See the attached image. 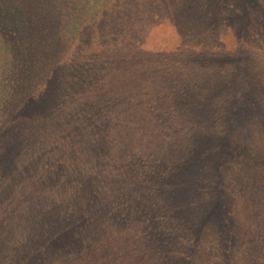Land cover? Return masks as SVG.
<instances>
[{
    "label": "trees",
    "instance_id": "1",
    "mask_svg": "<svg viewBox=\"0 0 264 264\" xmlns=\"http://www.w3.org/2000/svg\"><path fill=\"white\" fill-rule=\"evenodd\" d=\"M0 175V264H264V0H0Z\"/></svg>",
    "mask_w": 264,
    "mask_h": 264
},
{
    "label": "rangeland",
    "instance_id": "2",
    "mask_svg": "<svg viewBox=\"0 0 264 264\" xmlns=\"http://www.w3.org/2000/svg\"><path fill=\"white\" fill-rule=\"evenodd\" d=\"M235 3L237 5V2H234V4ZM226 33L227 34L225 35L224 45H223V48H222L223 49V52L221 51L222 52V54H221L222 57H218L219 60H220L219 63L220 64L222 63L224 65H226L227 63H229V61L226 59L227 58L226 56L233 49L234 42H235V38L232 36V33H231V31L229 29H228V31ZM210 63H212V62H210ZM227 65H229V64H227ZM212 81H215V78L214 77H212ZM217 83H218V86H219L220 85V82H217ZM214 93H215V95H214ZM222 95L223 94H221L219 92V90H216L215 92H212L211 91V93H209L210 101L208 102V105L210 106V109H208V111H211V112H209V114L207 116V120H205V125H203L201 128L198 129V132L201 133L200 139H199V140H201V142H202V138L201 137H202L204 131H206V128L208 129L209 127H213L215 129V125L212 123L214 121L212 114H214L216 112L215 110H217L218 106H220L222 104L221 103L223 101L222 98H221ZM210 120H212V121H210ZM209 121H210V124H208ZM213 131H215V130H213ZM195 142H196V139H195ZM212 145H214V144H212ZM214 147L215 146H211L210 149L212 151H215V148ZM0 178H1V175H0ZM158 199L159 200L162 199V196L159 197ZM44 219H45V216H42V220L40 222H43ZM170 222L173 225L172 227L177 226L178 224H182L181 222L180 223H177L175 219L174 220H170ZM39 227H41V226H39ZM184 227H185L184 224H182V228H184ZM8 242H9V240L7 241V243Z\"/></svg>",
    "mask_w": 264,
    "mask_h": 264
}]
</instances>
